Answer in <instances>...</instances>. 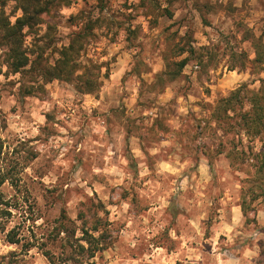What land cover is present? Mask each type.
Here are the masks:
<instances>
[{
	"label": "rangeland",
	"instance_id": "rangeland-1",
	"mask_svg": "<svg viewBox=\"0 0 264 264\" xmlns=\"http://www.w3.org/2000/svg\"><path fill=\"white\" fill-rule=\"evenodd\" d=\"M155 4L73 0L50 13L55 47L94 21L82 59L101 80L91 93L32 83L0 48V264H51L48 251L58 263L83 225L103 235L81 264H264V206L251 204L250 221L239 206L260 140L216 131L211 119L216 100L264 79V63L251 62L252 40L264 44V0ZM14 6H4L12 22ZM24 39L35 47L34 32ZM184 57L170 80L167 63ZM61 219L68 231L58 234Z\"/></svg>",
	"mask_w": 264,
	"mask_h": 264
},
{
	"label": "trees",
	"instance_id": "trees-1",
	"mask_svg": "<svg viewBox=\"0 0 264 264\" xmlns=\"http://www.w3.org/2000/svg\"><path fill=\"white\" fill-rule=\"evenodd\" d=\"M7 0H2L0 4V48L7 68L12 73L28 75L29 81L35 83L37 79L51 81L53 79L71 82L74 87L82 93H91L96 91L101 84L98 73L95 71V65L89 66L82 61L83 52L90 38L93 36L94 21L88 20L78 25V28L71 32L68 42L60 47L53 46V34L51 23L48 22L50 13L60 7L69 6L73 0H10L14 2L15 11L20 14L14 21L10 20L11 13H6L4 6ZM102 2V0H99ZM141 3L156 8L155 0H140ZM167 14L170 11L164 7ZM14 11V12H15ZM77 16H72L71 20ZM42 25L46 30L40 33ZM30 32H34L37 43L34 48H28L24 45L25 37ZM252 44L255 49V57L251 62L255 65L264 63V44L259 38L253 39ZM51 52L55 57H51ZM181 52H194L192 46L182 47ZM188 61L187 57L173 62V68L167 63V71L170 80H173L181 72ZM252 68V67H251ZM254 69V68H253ZM264 71V67L262 68ZM256 89L248 88V83H242L226 96L220 97L214 103L211 112V119L214 122V129L222 133L231 131L243 132L244 134L258 137L261 148L254 155L253 176L247 178L251 183L248 189L240 195V210L245 220L250 221L249 211L253 209L251 204L260 198L259 203L264 206V79ZM21 86L24 94L33 93L35 88L33 84ZM2 152V143L0 141V154ZM245 155L243 151L240 153ZM231 159L230 152L226 155ZM4 182V177H0V184ZM57 228V233L68 231L64 226L62 219ZM80 238H75L74 244L70 237L63 243V248L69 246L70 252L60 257V261H54V255L46 252L47 259L51 264H61L71 259L75 264H81L78 257L85 255L87 258L94 257L95 253L102 247L99 243L102 241V233L97 236V227L91 228L82 226ZM73 236V234H72ZM10 242L14 243L17 239L9 236ZM63 254V253H62Z\"/></svg>",
	"mask_w": 264,
	"mask_h": 264
}]
</instances>
